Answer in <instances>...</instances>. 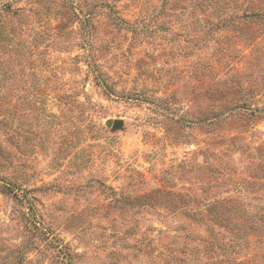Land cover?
<instances>
[{"label": "rangeland", "instance_id": "obj_1", "mask_svg": "<svg viewBox=\"0 0 264 264\" xmlns=\"http://www.w3.org/2000/svg\"><path fill=\"white\" fill-rule=\"evenodd\" d=\"M160 4L0 0V186L24 197L0 192V264H183L184 235L205 231L174 207L233 196L264 207V190L251 185L238 193L232 181L203 184L222 167L252 180L264 119L226 153L186 125L202 95L215 94L208 85L245 82L253 68H205L215 44L204 45L191 8L165 14ZM256 46L264 50V39ZM108 118L123 125L107 127Z\"/></svg>", "mask_w": 264, "mask_h": 264}, {"label": "trees", "instance_id": "obj_2", "mask_svg": "<svg viewBox=\"0 0 264 264\" xmlns=\"http://www.w3.org/2000/svg\"><path fill=\"white\" fill-rule=\"evenodd\" d=\"M186 2L185 0H161L159 13L166 14L167 10L173 7H179L185 11L191 8L188 16L197 17L194 24L197 31L202 32L200 39L204 45L209 40H213L215 44L214 54L206 58L205 68L219 70V66H228L227 71L229 70L232 74L236 63L253 68L247 74L249 78L245 82L240 79L234 80L231 76L228 78L219 76L216 82L208 85L206 89L215 88V94L202 95L201 110L198 113L190 111L188 113L187 127L198 126L197 128L205 134L207 145H226L224 149L226 153L229 145L234 146L236 140L243 138L244 132L249 129L252 133L256 132L254 128L257 122L264 119V50L256 46L261 39H264V0H194V3L189 5ZM7 5L5 10L10 11L11 7ZM17 11L18 9H13L11 13L14 14ZM236 11L239 12L234 13ZM211 17L217 20L214 22ZM148 25L150 23L145 22L142 29ZM189 26L190 24L185 25L188 31H196L194 25L192 29H189ZM218 32L224 33L220 40L216 35ZM246 49L249 50L248 53L244 52ZM236 56L239 59L234 61ZM213 63L215 66L212 65ZM96 78L104 88L107 86L101 74L96 75ZM240 89L244 92L240 93ZM128 98L137 101L147 100L139 94ZM180 101L177 99V102ZM177 102L173 101L172 104ZM237 148L241 149V146ZM254 149L257 151L259 163L257 168L251 169V181L250 179L235 181L231 179L233 177L226 171L227 169L222 167L215 175H204L203 184L208 185L212 178L218 184L232 181L238 185L234 188V191L238 193L247 184L256 187L254 189L256 192L263 191L264 144H258ZM207 150L209 147L205 148V151ZM205 167L206 170L211 168L207 164ZM0 192L24 202V197L15 193L10 184L5 183L0 186ZM257 198L260 199V196ZM243 205L248 206V203L243 202L238 196H233L201 203L200 207L192 210L174 207V212L181 213L183 218L203 227L205 231V234L201 236H192L190 233L184 235L190 242L183 243L187 254H185L186 251L181 250V253L185 255L180 262L183 264H195L202 261L205 263L200 264L208 262L209 264H264V207L255 205L252 210H249ZM194 240L200 242V245L191 243L195 242ZM189 246L190 249H187ZM22 261L19 256L17 261L7 262L19 264Z\"/></svg>", "mask_w": 264, "mask_h": 264}, {"label": "water", "instance_id": "obj_3", "mask_svg": "<svg viewBox=\"0 0 264 264\" xmlns=\"http://www.w3.org/2000/svg\"><path fill=\"white\" fill-rule=\"evenodd\" d=\"M104 124L107 127H121L123 125V120L120 118H116V119H112V118H108L104 120Z\"/></svg>", "mask_w": 264, "mask_h": 264}]
</instances>
